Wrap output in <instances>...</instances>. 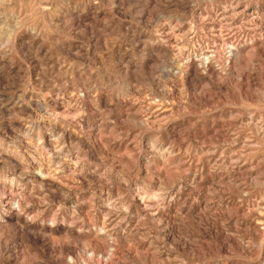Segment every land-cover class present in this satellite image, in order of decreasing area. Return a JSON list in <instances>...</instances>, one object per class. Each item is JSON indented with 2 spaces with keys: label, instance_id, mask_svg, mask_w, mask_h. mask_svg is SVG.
Wrapping results in <instances>:
<instances>
[{
  "label": "rangeland",
  "instance_id": "rangeland-1",
  "mask_svg": "<svg viewBox=\"0 0 264 264\" xmlns=\"http://www.w3.org/2000/svg\"><path fill=\"white\" fill-rule=\"evenodd\" d=\"M0 264H264V0H0Z\"/></svg>",
  "mask_w": 264,
  "mask_h": 264
}]
</instances>
